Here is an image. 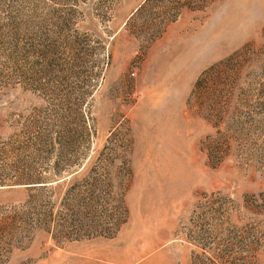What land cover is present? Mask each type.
<instances>
[{"label": "rangeland", "instance_id": "1", "mask_svg": "<svg viewBox=\"0 0 264 264\" xmlns=\"http://www.w3.org/2000/svg\"><path fill=\"white\" fill-rule=\"evenodd\" d=\"M144 2L0 0V172L54 121V164L81 163L52 185L54 215L109 177L129 209L112 238L53 241L24 219L30 190L0 186V264H264V0L160 27Z\"/></svg>", "mask_w": 264, "mask_h": 264}, {"label": "trees", "instance_id": "2", "mask_svg": "<svg viewBox=\"0 0 264 264\" xmlns=\"http://www.w3.org/2000/svg\"><path fill=\"white\" fill-rule=\"evenodd\" d=\"M214 1L145 0L136 15L146 11L150 13V17L154 16L153 18L158 20L152 27H160L166 22L176 20L184 8L202 10ZM201 82H203L202 78L197 80L194 89L201 86ZM19 149L32 151L31 154L37 155V158L28 155L18 160L14 166H6L10 172L3 170L0 172V186H25L30 190L25 202L28 211L23 213L25 220L26 218L32 220L29 222L42 228L53 241L59 234L63 239L72 241L86 236L112 238L118 233L129 217V209L125 202L127 185L120 184L119 190L116 191V186L110 177H106L108 179L103 184L105 189L96 186L97 179L93 182L85 180L86 185L83 186H70L60 203L62 211L58 212V216L54 215V201L50 194L52 185L64 174L72 172L73 167L81 165L80 161H73L62 166L65 160H59L54 164V121L39 127L27 136ZM123 168L127 177H132L131 167L127 164V169L126 166ZM94 169L95 167L90 173H93ZM259 198L264 203V193L251 196L250 201L260 206ZM258 241L251 240L249 245L245 241L241 243L254 248Z\"/></svg>", "mask_w": 264, "mask_h": 264}, {"label": "bare ground", "instance_id": "3", "mask_svg": "<svg viewBox=\"0 0 264 264\" xmlns=\"http://www.w3.org/2000/svg\"><path fill=\"white\" fill-rule=\"evenodd\" d=\"M217 32H219V31H217ZM217 38V37H216ZM126 258V257H125ZM113 260H115V261H120L122 264H127L128 263V260L127 259H121V258H119V259H113ZM152 261V260H151ZM78 262H80V260L78 261ZM85 264H95V261H94V259L93 258H89L87 261H86V263Z\"/></svg>", "mask_w": 264, "mask_h": 264}]
</instances>
